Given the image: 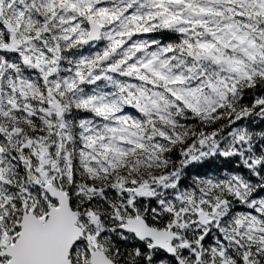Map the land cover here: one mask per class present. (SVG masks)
<instances>
[{"label":"snow or ice","instance_id":"6c2138e0","mask_svg":"<svg viewBox=\"0 0 264 264\" xmlns=\"http://www.w3.org/2000/svg\"><path fill=\"white\" fill-rule=\"evenodd\" d=\"M0 264H264V0H0Z\"/></svg>","mask_w":264,"mask_h":264}]
</instances>
